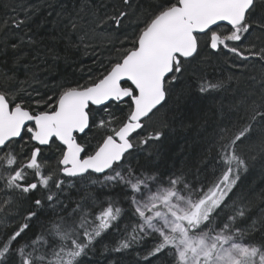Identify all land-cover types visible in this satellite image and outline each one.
Returning a JSON list of instances; mask_svg holds the SVG:
<instances>
[{"label": "snow or ice", "instance_id": "obj_1", "mask_svg": "<svg viewBox=\"0 0 264 264\" xmlns=\"http://www.w3.org/2000/svg\"><path fill=\"white\" fill-rule=\"evenodd\" d=\"M5 7L0 264H264V0ZM60 44L104 58L48 79Z\"/></svg>", "mask_w": 264, "mask_h": 264}, {"label": "trees", "instance_id": "obj_2", "mask_svg": "<svg viewBox=\"0 0 264 264\" xmlns=\"http://www.w3.org/2000/svg\"><path fill=\"white\" fill-rule=\"evenodd\" d=\"M14 2L15 0H0V18H3L5 12L9 10L5 7V5H11ZM30 2L40 3L41 0H30ZM56 52L59 54L60 58L51 62L48 65V72L50 74L48 79L58 77L59 82H63L66 78L71 79L73 77L78 78L81 75H87L88 70L90 68L97 67L98 60L104 58L103 53H101V55L97 57L95 54L87 52L83 48H81L79 52H77L75 48L66 51L64 50L63 44H60L58 46ZM222 61L223 58H221V63ZM212 64L218 67L217 62L215 60L212 61ZM9 66L11 65L9 64ZM6 70L7 69L4 68L2 64H0V71ZM18 72L20 79L23 80L24 69L21 68L18 70ZM206 72L208 74H212L213 67H207ZM216 74L218 75L219 73L217 72ZM224 74L227 75L228 73L225 72ZM30 78L31 77L29 76V79ZM212 103V101H207L206 105L210 107ZM196 135L197 131L195 130V128H186L180 131L178 138H187L189 143H191L192 140L196 137ZM168 164L170 166L171 161H169ZM262 171H264V168H262L261 163L257 161L253 165L250 174L244 183V194L250 203V210L253 219H258L261 217L262 214H264V175H262ZM114 238L115 234L112 237H109L108 240L105 241V244L111 246V243ZM102 247L103 245H101V248ZM95 259H97L100 264H106V261L104 260L103 256H101L99 253L95 257Z\"/></svg>", "mask_w": 264, "mask_h": 264}]
</instances>
